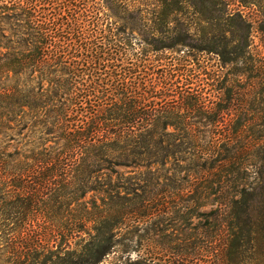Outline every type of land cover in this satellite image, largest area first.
Instances as JSON below:
<instances>
[{
  "label": "rangeland",
  "instance_id": "374dc122",
  "mask_svg": "<svg viewBox=\"0 0 264 264\" xmlns=\"http://www.w3.org/2000/svg\"><path fill=\"white\" fill-rule=\"evenodd\" d=\"M11 1L0 0V6ZM226 1L230 11L240 12L252 26L245 57L227 66L218 55L200 50L206 32L199 15L200 0H43L42 4L64 11L81 3L88 10H101L102 19L109 18L130 40L126 62L138 64L141 75L158 86L157 91L165 86L161 79L165 70L180 72L177 59L190 56L189 72H185L188 82L175 85V79L173 91L205 90L210 105L218 108L228 96L216 90L214 78L221 77V86L233 89V104L239 110L228 130L238 128L244 109L254 119L247 132L239 131L236 146H246L250 152L245 177L256 190L264 184V0ZM182 35L188 46L176 44ZM238 44L231 42L229 51ZM167 45L173 49L161 50ZM181 114L186 116L187 111ZM210 130L226 129L197 125L190 130L197 146L203 145L202 137ZM40 132L30 127L0 135V156L9 157L8 165L0 166L3 174L28 169L35 175L29 185L41 190L37 211H26L25 202L19 207L21 203L8 198L14 195L0 194V264H67L69 254L77 262L78 257L96 252L98 228L105 232L114 224L119 232L116 246L97 264H149V260L153 264H264V209L253 212L256 227L238 230L235 217L223 208L226 195L221 193L217 169L210 174L196 171L202 159L187 140L182 144L174 128L168 130L173 133L169 149L173 155L163 165L125 168L120 166L124 161L116 158L110 164L89 167L81 161L84 155L76 153L62 164L65 178L58 174L62 166L53 165V158L61 153L55 140ZM41 138L50 142L41 146ZM37 158L42 163L35 162ZM123 188L138 192L128 196ZM134 210L139 215L120 217L117 223L119 212ZM86 213L94 221L78 229L75 222ZM25 214L33 215L30 221H18ZM77 231L82 232L77 235ZM59 232H64L65 239Z\"/></svg>",
  "mask_w": 264,
  "mask_h": 264
},
{
  "label": "trees",
  "instance_id": "16d2710c",
  "mask_svg": "<svg viewBox=\"0 0 264 264\" xmlns=\"http://www.w3.org/2000/svg\"><path fill=\"white\" fill-rule=\"evenodd\" d=\"M42 2L12 0L0 6V49L4 51L0 52V135L32 127L43 136H52L61 152L53 158V165L62 166L68 155L81 153V161L89 167L120 158L124 161L120 166L134 169L150 168L155 162L163 165L172 157L169 149L173 133L168 130L174 128L183 138L182 144L187 140L202 159L196 171L210 174L217 169L215 175L223 185L221 193L226 195L223 208L237 220L236 228L251 231L256 227L253 212L264 209V184L256 190L249 186L245 176L250 152L246 146H236L237 134L247 132L254 119H249L244 109L238 128L228 130L239 112L233 104V89L221 86V77L214 78L218 93L228 95L218 108L210 105L205 90L173 91L175 85L189 79L185 72H189L190 56H183L177 59L180 72L165 70L161 77L165 86L157 91L158 86L141 75L138 64L126 62L130 40L109 18L102 19L101 10H88L79 3L63 11L49 9ZM200 2L199 15L206 30L205 46L200 50L218 55L226 66L243 59L245 49L250 47L251 23L240 12L230 11L226 0ZM182 37L176 38V44L188 46ZM231 42L239 44L229 51ZM171 49V45L161 48ZM186 111L189 117L181 114ZM197 125L226 130L205 132L200 147L196 135L190 134ZM44 141L50 142L41 138L39 145ZM4 155L0 156L1 167L9 163ZM35 162L42 160L37 158ZM1 167L0 194L14 195L8 198L21 203L19 207L23 208L25 202L26 211H37L41 190L29 185L34 173L22 168L3 174ZM58 174L66 177L64 166L58 168ZM137 192L123 188L128 196ZM136 215L139 213L135 210L119 212L117 223H121L120 217ZM32 216L25 214L18 221L25 222ZM79 219L75 222L78 229L94 221L88 213ZM98 229L96 252L78 257L77 262L69 254L64 260L67 264H97L112 253L119 233L117 225L105 232ZM59 234L65 239L64 232Z\"/></svg>",
  "mask_w": 264,
  "mask_h": 264
}]
</instances>
